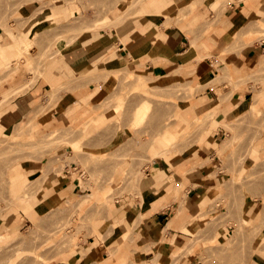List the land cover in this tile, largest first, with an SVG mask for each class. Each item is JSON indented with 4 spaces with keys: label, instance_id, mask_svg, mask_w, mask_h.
Returning <instances> with one entry per match:
<instances>
[{
    "label": "rangeland",
    "instance_id": "374dc122",
    "mask_svg": "<svg viewBox=\"0 0 264 264\" xmlns=\"http://www.w3.org/2000/svg\"><path fill=\"white\" fill-rule=\"evenodd\" d=\"M29 3L37 8L24 10ZM242 3L247 25L236 36L233 50L249 46L254 37L252 24H258L252 44L260 42L264 48V0H193L188 8L177 11L173 3L174 10L165 12L166 25L189 19L198 6L206 4L215 15L206 23L212 28L230 6ZM151 4L150 0H0V50L4 54H0V99L6 90L22 86L14 99L0 104V264H166L159 253L148 260L136 255L149 252L150 247L126 244L135 237L141 217L131 225L123 216L120 220L111 216L108 221V206L123 204L130 195L142 201L143 189L149 185L148 169L155 182L164 176L152 168L154 163L178 169L186 159L193 163L186 173L209 167V178H217L219 186L198 199L200 213L192 222L201 229L188 249L171 253V264H179L184 256H192L195 264L264 263V213L258 217L264 209V102L255 111L249 110L255 94L264 92V64L259 62L238 78H228L226 74L232 71L224 69L229 64L222 57L210 83L195 88L193 72L185 78L159 79L133 64L113 70L103 66L84 76L67 75L56 85L48 77L61 58L77 49L84 32L105 30L108 39L113 29L132 16L159 18L158 13L164 14ZM55 8L66 24L62 18L48 26L35 22L37 15ZM67 9L72 14L67 16ZM175 11L173 20L170 14ZM107 16L114 21L88 28ZM31 25L33 31L26 34ZM23 35L29 39L21 47L17 43ZM41 77L50 81L51 91L45 102L29 110L20 100ZM141 79L144 87L138 85ZM78 84L89 89L76 97ZM209 88L229 104L235 91L250 96L244 104L234 105L237 113L230 118L227 103L216 118H209L199 108ZM72 102L73 108L62 112ZM16 105L20 108L14 114ZM82 106L88 109L85 114ZM189 110L193 114L185 120ZM167 134L174 138L166 139ZM67 185L73 189L66 191ZM21 187L22 193L14 195ZM94 191L97 199L88 196ZM28 199L35 215L27 211ZM185 209L183 201L171 220L173 227L181 222ZM17 219L19 234L4 235ZM99 227L104 228L100 231ZM119 233L122 238L117 241ZM95 248L100 260H106L92 257Z\"/></svg>",
    "mask_w": 264,
    "mask_h": 264
},
{
    "label": "crops",
    "instance_id": "0c3cea01",
    "mask_svg": "<svg viewBox=\"0 0 264 264\" xmlns=\"http://www.w3.org/2000/svg\"><path fill=\"white\" fill-rule=\"evenodd\" d=\"M163 1L166 4L174 3L177 11L178 9L188 8L193 0ZM245 7V3H242L239 7L230 6L225 13V17L217 21L212 28H208L206 23L209 18L215 17L214 12L210 6L204 4L198 6L196 12L192 13L187 20L180 19L176 20V22L174 20L177 17L175 11L170 14L173 15L174 23L169 25H166L168 15L165 14L166 11H162L164 14L158 13L159 18H151L150 15L142 14L126 19L124 24L112 30V36L108 39L105 38L109 32L105 30L98 31L93 29L92 31L84 32L77 49L67 53L66 58H61L54 65L53 76L65 79L67 75L84 76L95 68L101 70L103 66L105 69L111 68L113 70L119 66L127 67L133 64V67H141V71L145 68L152 75L164 78L181 68L189 73L187 77L192 75V72L194 73L195 81H193V87L195 88L200 83H210V79H212V75L217 69L215 64L221 61L222 57L225 58L226 64L232 65V67L234 66L242 72L251 70L256 67L262 54H264L263 43L255 42L240 50H233L236 47V36L247 25V16L244 13ZM32 8H37V5L29 3L23 7L24 10ZM59 18H62V24H66L63 16ZM216 29L222 32L219 34L213 32ZM117 36L120 40L123 39L126 42H121ZM226 49L228 52L224 53ZM78 85L79 90L73 93L76 97V94L80 91L89 89V86L81 88V85ZM90 88L92 89L91 86ZM49 91H51L50 81L46 77H41L20 101H22L24 107L33 110L42 102H45ZM87 93H90V91L85 94ZM217 96L216 90L209 88L204 98L202 97L199 108L206 109L207 111L205 112L207 113L214 110L219 113L220 109L225 107L226 103H229L222 94L220 98ZM249 96L250 93L245 91L234 92L232 95L233 105L229 104L231 112L227 114L228 118L237 113L234 105L244 104ZM68 97H70L69 94ZM79 100L77 99V102ZM16 106L12 109L14 114L20 108ZM73 106V102L68 103L64 106L62 112L70 111ZM80 108L71 114L78 112ZM87 111L88 109L84 108L82 114ZM216 121L221 123L219 120ZM192 164V161L187 162L186 159L178 165V169H171L166 164L154 163L152 168L160 169L163 171L164 176L155 182L153 181V172L148 169L149 185L143 189L142 201L136 200L133 195H130L123 204L121 202H118L120 203L119 205L118 203L109 204L108 216L110 217L108 221H112L111 216L117 220H120L123 216L131 225L136 221V218L141 217L135 237L132 241L126 243L140 249L150 247L151 250L149 252H136L139 257H144L148 260V256L153 253H159L162 257L164 256L166 264H171V253L176 254L188 249L190 244L193 243L194 234L201 229V226L197 225L196 222H192V218L200 213L198 199L202 198L209 189H216L219 183L217 178H209V174L212 172L208 171L207 168L209 167L199 168L193 172L186 173ZM178 170L179 173L177 172ZM32 172L35 174L34 170ZM41 180L39 183L42 184ZM22 188L14 190V195L21 194ZM64 189L67 191L70 186L67 185ZM177 189H179L178 192H176ZM94 195L96 199L99 197V194L95 191L88 194L89 197ZM183 201L186 202L183 219L176 226L167 229L168 223L176 216ZM29 206L33 207L30 201ZM29 212L31 215L36 214V211L32 212L31 209ZM19 231L20 224L17 219L9 225L4 235L8 237L17 236ZM120 238H122L121 234L118 236L117 241ZM96 249L98 248L92 251V257L98 258L100 262L106 260H100L99 251ZM179 264H195V259L192 256H184Z\"/></svg>",
    "mask_w": 264,
    "mask_h": 264
},
{
    "label": "bare ground",
    "instance_id": "6f19581e",
    "mask_svg": "<svg viewBox=\"0 0 264 264\" xmlns=\"http://www.w3.org/2000/svg\"><path fill=\"white\" fill-rule=\"evenodd\" d=\"M214 1V3L216 2V0H213ZM150 2L152 3L151 4V6L153 5L154 7H156L157 9H159L160 11H166V12H168V10L169 9H171L172 11L174 10V6H172L173 5V3H170V4H166L163 0H150ZM172 4V5H171ZM68 5V4H67ZM172 6V7H171ZM155 8V9H156ZM55 10L56 11H46L45 13L43 12V13H41V14H39V15H37V19L35 20V22H42V24L41 25H43V24H46L47 26L48 25H51V24H53L54 22H55V20L57 19V18H59V17H61V15H60V13L61 12H58V9H56L55 8ZM66 15L68 16V15H70V13H71V11H69L68 9H67V11H66ZM72 14V13H71ZM122 16H124V15H122ZM121 16V17H122ZM120 17V19H122ZM108 21H114V19L113 18H111V17H104V18H102L99 22L100 23H98V24H92V25H90V26H88V28L90 27H92V28H94V27H100V26H102V25H104V24H106ZM264 22V21H263ZM262 22V23H263ZM257 23H259V22H257ZM261 23V22H260ZM41 25H38V27H41ZM257 25L258 24H256L255 25V27L253 26V24H252V27L254 28V31L256 30L255 28L257 27ZM260 25V24H259ZM36 26H37V24H36ZM260 27H261V25H260ZM260 27H258L257 28V30L258 29H260ZM88 28H87V30H88ZM89 28V29H90ZM91 28V29H92ZM262 28V27H261ZM39 28H37V29H35L34 30V32L35 33H38V30ZM264 30V29H263ZM33 31V25H31V27L29 28V30L26 32V34H30L31 32ZM88 31H90V30H88ZM252 31V30H251ZM254 31H252V35L254 36L252 39H250L248 42H249V44H247V45H250V43L252 44V42L253 41H255L256 40V37L255 36H257L256 35V32H254ZM259 32L261 31V30H258ZM257 31V32H258ZM258 34V33H257ZM28 39L29 38H26L25 37V35H23V36H21V38L18 40V43H17V45H20L21 47H23V45H21L22 43H27L28 42ZM0 48H1V45H0ZM0 54H2L3 56H4V54H3V51L2 50H0ZM260 65H262V64H264V54H262V57H261V59H260ZM224 63H225V61H224ZM226 64V63H225ZM227 65V64H226ZM259 65V66H260ZM18 69V67L17 68H15L14 70L16 71ZM227 72H228V70H231L232 71V75H230V73L228 74H226V76L228 77V78H238L239 76H240V74H242V71H240L238 68H236V67H232V66H229V65H227V66H225V68H224ZM162 72V71H161ZM245 72V71H244ZM129 74H128V76L130 77V75L132 74L131 72H128ZM187 74H189V73H187L186 71H184L183 69H181V68H179V69H177V70H175L173 73H171V74H169V76H166L167 78H169L170 80H172V79H177V78H185V77H187ZM48 77H50V80H51V82H52V84L53 85H56V83H58V81H60L61 79H62V77H54L53 75H49ZM139 77H142V76H139ZM166 77H164V78H166ZM159 79H162V78H159ZM26 83H28V81L26 82ZM180 83V82H179ZM178 83V84H179ZM26 85V84H25ZM138 85L140 86V87H144L145 86V81H143L142 79L140 80V82H138ZM24 86V85H23ZM175 86V85H174ZM179 86H182V85H180L179 84ZM22 86H20V87H15V88H10V89H8V90H6L4 93H3V98H1L0 99V104H2V103H7V102H9V101H11L12 99H14V98H12L11 99V97L12 96H16L17 94H19V93H21L22 92V90L20 89ZM27 88H28V84L25 86V90H27ZM175 88H178L177 86H175ZM192 88H194V87H192ZM24 90V91H25ZM14 96V97H15ZM263 102H264V92L262 93V92H257L256 94H255V96H254V98H253V101H252V103H251V105L249 106L250 108H249V110L252 112V111H255L259 106H260V104L262 103V105H263ZM2 105H6V104H2ZM142 106H145V108L146 107H148V105L145 103V104H143ZM184 109H186V107H184V108H181V110L183 111ZM215 109V108H214ZM214 109H212V110H214ZM201 110H203V109H201ZM211 110V111H212ZM203 111H207L206 109H204ZM247 112H249L248 110H246ZM141 110H139V114H141ZM250 112V113H251ZM184 113V112H183ZM183 113H182V115H183ZM187 113V112H186ZM176 114H179V113H176ZM193 114V112H191V110H189L188 111V113L186 114V115H188V116H186V118L184 117V119L185 120H188L189 118H190V116ZM218 113H216V110H214V111H212V112H210V113H207V112H205V114H204V116H207V117H214V118H216V115H217ZM242 114H245V112L244 113H242ZM165 136H170V137H167L166 139H169V138H174L172 135H170V134H167V135H165ZM172 136V137H171ZM157 169V173L158 174H161V173H163V171H161L160 169H158V168H156ZM29 172H32L31 170H28ZM17 174V173H16ZM25 175V173H23V176ZM27 175V174H26ZM20 195V194H19ZM261 201H262V199H261ZM31 209V211H33V207H29V208H27V211H29ZM25 212H26V210H25ZM263 213H264V209H263V211H261V213L258 215V217H260L261 215H263ZM247 222H250L251 220H250V218L249 219H245ZM250 220V221H249ZM122 221V220H121ZM123 221H125V220H123ZM127 226H128V224L127 223H124V225H123V228H127ZM173 227V223L172 222H169L168 223V225H167V229H170V228H172ZM104 227H99L98 229L101 231L102 229H103ZM263 238H264V233H262V235H261V240H263ZM260 240V241H261ZM264 264V263H263Z\"/></svg>",
    "mask_w": 264,
    "mask_h": 264
}]
</instances>
